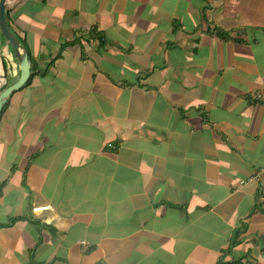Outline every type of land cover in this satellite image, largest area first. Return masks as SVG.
I'll return each mask as SVG.
<instances>
[{
  "label": "crops",
  "instance_id": "1",
  "mask_svg": "<svg viewBox=\"0 0 264 264\" xmlns=\"http://www.w3.org/2000/svg\"><path fill=\"white\" fill-rule=\"evenodd\" d=\"M6 17L32 65L0 111V264H264V0ZM20 74L0 28V91Z\"/></svg>",
  "mask_w": 264,
  "mask_h": 264
},
{
  "label": "water",
  "instance_id": "2",
  "mask_svg": "<svg viewBox=\"0 0 264 264\" xmlns=\"http://www.w3.org/2000/svg\"><path fill=\"white\" fill-rule=\"evenodd\" d=\"M6 2L7 0H0V28L6 39L12 44V46L16 51L19 60V68L21 70V74L18 80H16L12 84H9L0 91V111L2 110L6 101L8 100L9 95L14 90L19 89L28 81L31 75V65H32L28 51L9 27L8 20L6 17Z\"/></svg>",
  "mask_w": 264,
  "mask_h": 264
},
{
  "label": "built area",
  "instance_id": "3",
  "mask_svg": "<svg viewBox=\"0 0 264 264\" xmlns=\"http://www.w3.org/2000/svg\"><path fill=\"white\" fill-rule=\"evenodd\" d=\"M263 178H264V166L255 170V172L251 174L249 179L254 180V181H258L260 184H262ZM49 208H51L50 205H38V206H34L33 209L35 211H41V210H45V209H49ZM83 243H84V241H83Z\"/></svg>",
  "mask_w": 264,
  "mask_h": 264
},
{
  "label": "trees",
  "instance_id": "4",
  "mask_svg": "<svg viewBox=\"0 0 264 264\" xmlns=\"http://www.w3.org/2000/svg\"><path fill=\"white\" fill-rule=\"evenodd\" d=\"M30 79V78H29ZM29 81V80H28Z\"/></svg>",
  "mask_w": 264,
  "mask_h": 264
}]
</instances>
